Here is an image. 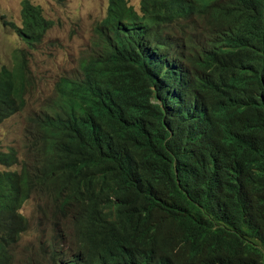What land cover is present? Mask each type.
I'll return each mask as SVG.
<instances>
[{"label":"trees","instance_id":"1","mask_svg":"<svg viewBox=\"0 0 264 264\" xmlns=\"http://www.w3.org/2000/svg\"><path fill=\"white\" fill-rule=\"evenodd\" d=\"M21 5L0 124L54 25ZM92 29L0 150V264H264V0H107Z\"/></svg>","mask_w":264,"mask_h":264},{"label":"rangeland","instance_id":"2","mask_svg":"<svg viewBox=\"0 0 264 264\" xmlns=\"http://www.w3.org/2000/svg\"><path fill=\"white\" fill-rule=\"evenodd\" d=\"M23 0H0V65H12V57L19 47H24L15 28L21 27L20 10ZM41 6L46 17L54 22L44 39L29 50V67L37 81V98L52 94L60 76L75 72L81 58L86 54L94 24L104 17L107 0H30ZM138 8L141 0H127ZM9 21L15 27L3 22ZM27 110L11 115L0 124V150L9 146L19 150L22 158L23 127ZM4 168L0 166V171ZM34 199H29L21 212L32 216ZM29 240L21 242V248Z\"/></svg>","mask_w":264,"mask_h":264},{"label":"clouds","instance_id":"3","mask_svg":"<svg viewBox=\"0 0 264 264\" xmlns=\"http://www.w3.org/2000/svg\"><path fill=\"white\" fill-rule=\"evenodd\" d=\"M38 5V4H37ZM135 8V7H134ZM138 8H139V5H138ZM138 8H135L136 10H138ZM93 30V29H92ZM92 36V35H91ZM30 70V74L33 76L34 78V82H35V87H34V91L32 93L29 94L28 96V100H27V103H26V107L24 108V110L22 111H25L27 110V113L26 115L31 111V109L37 107L40 103H42L43 101H46V100H49L51 99L52 97H54V88H53V92L52 94H50L49 96L47 97H44V98H37L36 97V93H37V81H36V78L34 76V74L32 73L31 69ZM21 111V112H22ZM16 114V113H15ZM25 116V115H24ZM26 118V116H25ZM4 122V121H3ZM2 122V123H3ZM24 127H25V122H24ZM24 127H23V133H24ZM13 147V146H12ZM16 148V147H15ZM17 149V148H16ZM18 150V149H17ZM4 169L3 170H6L4 166H2ZM18 167H12V168H9V169H17ZM1 170V171H3ZM29 199H33V196L32 197H29L25 202H27ZM35 200V199H34ZM24 202V204H25ZM36 203H37V200H35V203H34V208H33V214L32 216H27V218L29 219V222H30V226L32 228V230H36ZM23 204V205H24ZM23 207V206H22ZM21 211V210H20ZM25 215V214H24Z\"/></svg>","mask_w":264,"mask_h":264}]
</instances>
